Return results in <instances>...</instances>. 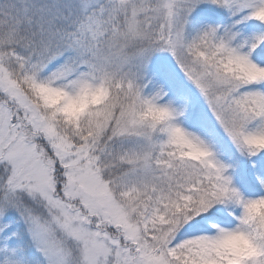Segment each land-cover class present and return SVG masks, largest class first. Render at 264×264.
I'll list each match as a JSON object with an SVG mask.
<instances>
[{
    "label": "snow or ice",
    "instance_id": "1",
    "mask_svg": "<svg viewBox=\"0 0 264 264\" xmlns=\"http://www.w3.org/2000/svg\"><path fill=\"white\" fill-rule=\"evenodd\" d=\"M0 264H264V0H0Z\"/></svg>",
    "mask_w": 264,
    "mask_h": 264
}]
</instances>
